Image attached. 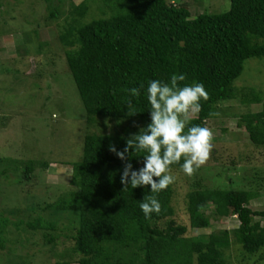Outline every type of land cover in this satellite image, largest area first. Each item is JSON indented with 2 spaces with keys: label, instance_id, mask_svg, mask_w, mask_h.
<instances>
[{
  "label": "trees",
  "instance_id": "16d2710c",
  "mask_svg": "<svg viewBox=\"0 0 264 264\" xmlns=\"http://www.w3.org/2000/svg\"><path fill=\"white\" fill-rule=\"evenodd\" d=\"M43 1L50 18H59L58 0ZM98 2L103 18L81 23L89 10L83 2L74 8L73 22L64 27L60 42L89 122L109 119L130 128L86 135L82 159L73 165L76 190L41 209L49 217L30 223V229L44 231L45 242L55 245L59 220L69 215L76 226L72 252L78 256L77 264H226L224 250L237 243L250 256L264 260V225L256 221L264 219V211L250 207L256 194L233 188L191 191L187 196L191 228H210L212 217H237L240 225L217 236L188 237V227L174 220L173 186L157 194L151 193L150 185L124 190L121 173L126 162L109 150L115 145L122 151L126 139L151 122L143 90L130 97L125 89L141 84L146 89L150 80L168 82L172 74L181 73L186 75L181 84L203 83L208 97L201 100V111L188 126L208 127L218 117L210 113L237 99L235 82L245 62L264 58V0H231L228 12L194 19L188 7L167 0ZM129 99L136 106L131 116L126 108ZM245 100L261 104L262 95L251 89ZM241 119L252 143L264 147V104L261 112ZM143 155L130 157L134 169L144 166ZM172 170H181L180 164ZM32 171L33 166H27L25 178ZM147 195H156L161 203V212L151 219L139 207Z\"/></svg>",
  "mask_w": 264,
  "mask_h": 264
},
{
  "label": "rangeland",
  "instance_id": "374dc122",
  "mask_svg": "<svg viewBox=\"0 0 264 264\" xmlns=\"http://www.w3.org/2000/svg\"><path fill=\"white\" fill-rule=\"evenodd\" d=\"M83 2L89 10L81 23L103 18L98 0H58L57 19L50 18L43 0H0V228L4 232L0 264H56L68 259L77 264L78 256L72 252L76 226L69 215L60 218L58 240L52 246L45 242L44 231L31 230L29 224L48 218L41 209L76 190L73 165L82 159L87 134L129 127L109 119L90 123L68 69L60 34L73 22L74 8ZM167 2L188 7L192 19L231 9V0ZM235 87L238 98L222 103L218 117L208 123L213 149L206 163L191 175L172 170L174 220L188 227V237L217 236L240 225L237 217H212L210 228H191L187 196L197 188L250 191L256 194L250 207L264 211V147L253 144L240 125L244 115L263 109L264 58L247 60ZM251 89L262 95L261 104L246 102ZM53 112L60 118L52 119ZM30 165L33 171L27 179L25 170ZM256 221L264 225V219ZM224 260L264 264L238 243L224 250Z\"/></svg>",
  "mask_w": 264,
  "mask_h": 264
},
{
  "label": "clouds",
  "instance_id": "9594fccd",
  "mask_svg": "<svg viewBox=\"0 0 264 264\" xmlns=\"http://www.w3.org/2000/svg\"><path fill=\"white\" fill-rule=\"evenodd\" d=\"M185 80V74H172L168 82L154 79L148 81L146 89L143 84L139 88L125 89L130 97L139 96L143 90L150 105L151 122L127 138L122 151L115 145L109 146L112 153L126 162L121 173L124 190L150 185L151 193L157 194L174 183L173 165L180 164L182 172L191 175L209 159L213 131L206 126H188L190 116L201 111V100H206L208 93L203 83H180ZM126 108L128 115H135L136 106L131 99ZM59 118L58 112L52 113V119ZM137 153H144V166L138 170L130 160ZM139 207L146 219L161 212L156 195H147Z\"/></svg>",
  "mask_w": 264,
  "mask_h": 264
}]
</instances>
